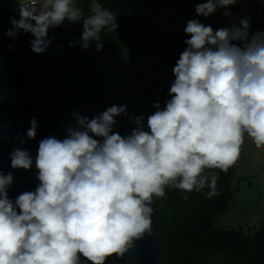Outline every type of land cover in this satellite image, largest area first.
<instances>
[{"label":"clouds","instance_id":"obj_1","mask_svg":"<svg viewBox=\"0 0 264 264\" xmlns=\"http://www.w3.org/2000/svg\"><path fill=\"white\" fill-rule=\"evenodd\" d=\"M237 0H206L196 4L207 18ZM19 19L11 18L7 35L30 33L31 50L49 47V29L65 21L81 23L80 44L103 47L101 33L119 27L116 14L99 0H90L88 13L77 0H24ZM225 16L230 13L225 11ZM186 48L173 67L175 77L165 106L147 118L136 116L131 134L114 132L127 106L113 105L93 118L74 113L75 124L65 125L66 136L39 142L35 167L40 181L35 191L15 201L7 189L12 173L0 172V264H92L123 256L134 239L151 231L153 198L165 189L219 195L216 171L227 172L240 157L247 136L264 148V31L250 33L241 18L231 27L213 29L197 19L187 22ZM27 138L37 134L30 121ZM101 138V139H97ZM24 141L22 140L21 143ZM11 167L29 170L33 159L26 149L10 154ZM19 210V211H18Z\"/></svg>","mask_w":264,"mask_h":264},{"label":"water","instance_id":"obj_2","mask_svg":"<svg viewBox=\"0 0 264 264\" xmlns=\"http://www.w3.org/2000/svg\"><path fill=\"white\" fill-rule=\"evenodd\" d=\"M14 1L0 0V172L13 175V183L7 189L13 201L24 192L35 191L40 183L35 167L39 142L50 136L65 138L64 126L75 124L74 113L91 119L113 105H126L127 115L115 117L117 123L113 128L126 136L136 127L132 122L136 116L144 117V130L149 131L147 118L157 110L154 104L159 102L163 108L166 102V89L159 82L141 88L120 83L114 51L102 38L100 51L96 50V41L87 50L80 44L71 45L82 33L65 23L49 30V38L54 39L44 53H34L30 43L34 37L30 33L7 35L12 28L14 17L10 10ZM167 9L187 11L189 6L170 4ZM153 31L140 33L127 29L130 40L140 50ZM125 77L133 76L129 71ZM33 118L37 121V134L28 139L26 134ZM18 147L29 151L33 159L29 170L11 167L10 154ZM153 208L151 231L134 239L122 257L113 254L104 264L161 263L163 236L155 232L159 212L154 201ZM232 229L240 231L241 227ZM80 261L92 264L83 256Z\"/></svg>","mask_w":264,"mask_h":264},{"label":"trees","instance_id":"obj_3","mask_svg":"<svg viewBox=\"0 0 264 264\" xmlns=\"http://www.w3.org/2000/svg\"><path fill=\"white\" fill-rule=\"evenodd\" d=\"M172 0H99L117 16L119 27L115 32L101 33V38L113 49L119 72V82L134 87H145L159 82L166 89V99L175 77L173 67L186 48L184 40L190 38L183 31L170 37L156 28V18ZM90 0H77L88 13ZM151 14V15H150ZM156 16V18L152 17ZM65 24L82 33L81 23ZM147 32L154 29L147 45L140 50L130 40L127 29ZM142 64L145 69L140 81L126 82L123 76L134 65ZM235 165L226 173L218 169L217 189L219 195L211 199L204 193H184L187 201L177 189L166 188L164 197H154L159 215L155 232L163 236L162 260L160 264H264V222L259 230L245 234L241 229L219 228L216 218L229 209L238 189H231L229 178ZM217 245V246H215Z\"/></svg>","mask_w":264,"mask_h":264},{"label":"rangeland","instance_id":"obj_4","mask_svg":"<svg viewBox=\"0 0 264 264\" xmlns=\"http://www.w3.org/2000/svg\"><path fill=\"white\" fill-rule=\"evenodd\" d=\"M263 1L237 0L238 7L236 10H240L244 14L254 3L257 5V9L252 12L250 33L264 31V22H255V18L260 17ZM200 2H205V0H196L195 4ZM170 4L187 6L190 4V0H172ZM231 8H233L232 5L224 9H218L214 14L205 18L196 14L193 5H190L187 11H175L166 7L160 11L157 18L154 15L152 17L156 18L159 29L163 33L175 37L179 34L178 30L183 31L187 22L191 19H197L206 26L210 25L214 30L231 27L227 23L228 16L224 15V12H229ZM176 14L181 18L179 21L173 19ZM228 180L231 189H238L235 201L229 209L217 217L215 225L219 228L240 226L245 234L259 230L264 222V148L257 149L251 139L245 136V142L241 148L240 157L235 164V170Z\"/></svg>","mask_w":264,"mask_h":264},{"label":"built area","instance_id":"obj_5","mask_svg":"<svg viewBox=\"0 0 264 264\" xmlns=\"http://www.w3.org/2000/svg\"><path fill=\"white\" fill-rule=\"evenodd\" d=\"M18 2H24V0H18ZM244 3V2H243ZM238 6H234L232 8V10L230 11V15L228 16L227 18V23L229 25H232V24H238L239 20L241 18H248L249 21L251 22V17H252V12L253 10H256L257 9V5L256 3H254L252 5L251 8H249L247 10V12L244 14L243 12H241L240 10H236ZM262 8H263V12L261 14L260 17H256L255 18V22L256 23H263L264 22V1L262 2ZM10 14L15 18V19H19V12H18V4H17V0H15L12 5H11V10H10ZM175 21H179L181 18L178 14H176V16L173 18ZM51 29V28H50ZM49 29V30H50Z\"/></svg>","mask_w":264,"mask_h":264},{"label":"flooded vegetation","instance_id":"obj_6","mask_svg":"<svg viewBox=\"0 0 264 264\" xmlns=\"http://www.w3.org/2000/svg\"><path fill=\"white\" fill-rule=\"evenodd\" d=\"M187 1H189V0H187ZM195 2H196V0H190V4H188L187 6L193 5V7H196ZM205 2H206V0H205ZM189 18H191V17H189ZM140 33H145V32H140ZM140 67H141V69H140ZM129 71L132 73L133 77L126 78L125 75L123 76L124 81H126L127 83L132 81V80L140 81L142 79V77L144 76V73H145V69H144V66L142 64H137V65L130 67L127 72H129ZM132 87H134V86H132ZM136 88H141V87H136Z\"/></svg>","mask_w":264,"mask_h":264},{"label":"crops","instance_id":"obj_7","mask_svg":"<svg viewBox=\"0 0 264 264\" xmlns=\"http://www.w3.org/2000/svg\"><path fill=\"white\" fill-rule=\"evenodd\" d=\"M237 4H238V3L236 2L235 5H232V7L236 6ZM231 10H232V8H231ZM231 10H230V11H231ZM230 11H229V12H230ZM262 12H263V9H261V13L259 14L260 16H261Z\"/></svg>","mask_w":264,"mask_h":264},{"label":"bare ground","instance_id":"obj_8","mask_svg":"<svg viewBox=\"0 0 264 264\" xmlns=\"http://www.w3.org/2000/svg\"><path fill=\"white\" fill-rule=\"evenodd\" d=\"M167 17V16H166Z\"/></svg>","mask_w":264,"mask_h":264}]
</instances>
